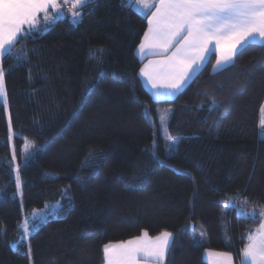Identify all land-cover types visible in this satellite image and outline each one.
<instances>
[{
    "label": "trees",
    "instance_id": "16d2710c",
    "mask_svg": "<svg viewBox=\"0 0 264 264\" xmlns=\"http://www.w3.org/2000/svg\"><path fill=\"white\" fill-rule=\"evenodd\" d=\"M71 1L51 23L39 15L0 58V264H30L29 245L32 264H105L106 244L145 232L172 234L163 264H207V250L241 264L264 210V46L215 72L211 55L174 99L157 102L135 53L148 15L134 0H91L73 24ZM166 108L171 155L158 118ZM23 138L37 149L19 170V198L11 153L20 162ZM229 200L256 219L238 218ZM55 202L57 217L18 243L23 215Z\"/></svg>",
    "mask_w": 264,
    "mask_h": 264
},
{
    "label": "snow or ice",
    "instance_id": "6c2138e0",
    "mask_svg": "<svg viewBox=\"0 0 264 264\" xmlns=\"http://www.w3.org/2000/svg\"><path fill=\"white\" fill-rule=\"evenodd\" d=\"M90 2L91 0H73V8L77 9L73 12L74 21L81 15L79 9ZM136 4L149 11L155 7L150 16H147V11L133 9L138 14L147 16L149 24L139 51L144 52L147 47L158 50L153 52L155 55H164L170 49H175L171 55H166L164 60L155 62L154 68L145 66L140 69L141 75L145 76L156 90L153 95L157 102L162 96L170 97L180 92L196 69L208 58V54L212 52L210 45L213 43L216 54L214 71L234 65L235 57L245 47L254 44L264 46V0H158V3L136 0ZM49 6L56 14L48 15ZM40 12L45 13L48 23L55 21L59 16L57 0H0V57L11 51L22 31V25L27 23L32 28L36 26L34 22ZM3 78L4 71L0 68V95L4 94ZM261 126L264 127V120H261ZM168 140L170 144L166 147L171 155L175 151V142L171 137H168ZM20 184L18 175V190ZM226 207L237 208L238 218L256 219L255 210L242 211L231 200ZM259 216L260 227L249 235V243L242 250L241 264H264V210ZM44 219V216L34 214L33 226L38 230ZM30 234L31 228L25 223L23 236L18 243L22 244ZM144 236H147L146 232ZM171 241L172 234L162 232L150 245H146L142 238L120 244H106L105 264H136L142 252L155 257L158 262L162 261ZM28 258L31 264L30 245Z\"/></svg>",
    "mask_w": 264,
    "mask_h": 264
},
{
    "label": "crops",
    "instance_id": "0c3cea01",
    "mask_svg": "<svg viewBox=\"0 0 264 264\" xmlns=\"http://www.w3.org/2000/svg\"><path fill=\"white\" fill-rule=\"evenodd\" d=\"M64 0H57V7L59 6V3L60 2H63ZM66 1V0H65ZM153 2H156L158 3V0H149V3H153ZM133 8L134 9H137L139 8L140 10L142 11H147V15L150 16L151 15V12L152 11H155V7H152L151 10H147V9H144L142 5H137L136 4V0L133 1ZM50 9H52L51 6H49L48 8V13H50ZM53 10V9H52ZM54 13V10L51 12V15H53ZM45 15L44 12H40L37 14V17H36V20L39 21V15ZM35 23V22H34ZM22 27V30L23 29H26V28H32L31 25L30 26H26V25H23L21 26ZM148 27H149V24H148V19H147V28H146V31L148 30ZM145 31V32H146ZM20 34V33H19ZM18 34V35H19ZM144 39V36L142 37V40ZM141 40V41H142ZM141 41L140 43L138 44V46L136 47V50H135V53H136V56L144 61L143 65L141 68H144L145 66H149V69H152L155 67V62H158V61H161V60H164L165 59V56L166 55H171L172 51H174L175 49L172 48L168 51V53L164 54V55H155L153 54V52L155 51H158V50H155V49H151V48H145L144 52H140L139 51V46L141 44ZM210 47L212 48V52L210 54H208V58L205 60V62L199 67L196 69V71L192 74V78L189 79V81L184 85V87L180 90V92L194 79V77L200 72V70L206 65V63L208 62L209 58L211 55H214V63L213 65L216 63V54H215V45L214 43L212 45H210ZM1 58V57H0ZM140 68V69H141ZM212 71H214L213 69V66H212ZM139 77H140V80H141V83L144 87V89L146 90V92L151 96V98L154 100V101H157L155 98H154V92L156 90H154L151 86V84L147 81V78L145 76H142L140 71H139ZM161 91H164V90H161ZM179 92V93H180ZM179 93H177L176 95L174 96H170V97H164L162 96L159 101H166V100H172L174 99ZM264 105V104H263ZM263 105H262V108H261V111H260V114L262 112V109H263ZM261 126V122H260V117H259V128ZM139 238H142L143 242L146 244V245H150L152 244L155 239H150L148 238L147 236H144L142 235L141 237ZM134 239H137V238H134ZM249 243V242H248ZM165 259V258H164ZM163 259V260H164ZM204 259L206 261L207 264H234V258L231 254L229 253H223V252H214V251H205L204 252ZM162 261H157L155 259V257H152L150 255H148L146 252H142L139 254L138 258H137V262L136 264H163Z\"/></svg>",
    "mask_w": 264,
    "mask_h": 264
},
{
    "label": "rangeland",
    "instance_id": "374dc122",
    "mask_svg": "<svg viewBox=\"0 0 264 264\" xmlns=\"http://www.w3.org/2000/svg\"><path fill=\"white\" fill-rule=\"evenodd\" d=\"M67 16L73 24H77L79 22L77 20H75V21L73 20V12L71 14H68ZM38 24H39L38 20H35L36 26L34 28H36L38 26ZM24 25L30 26L27 23ZM30 29H33V28H30ZM4 102H5V93L3 95H0V104H3ZM263 109H264V105H263ZM170 112H171V109H168V108L161 109L158 112L160 133H161V136L163 137V139L166 141V146H168L170 144L168 137H171L172 141L175 142L174 148H176L177 141L170 135V132L168 130V122H169V118H170V116H169ZM261 120H264V111H262L260 114V122H261ZM259 136L261 138H264V127H262V126H260V128H259ZM23 139H24V145L22 148V156H21L20 162L17 160L16 157H15V159H13V157L15 156L13 148H12V153H11L12 164H13V168L15 171L16 188H17V176L19 175V170L29 161V159L33 156L34 152L37 149L35 143L30 141L29 139H26V138H23ZM11 147H12V145H11ZM166 153L168 155V152H166ZM20 188H21V184H20ZM20 188H19V190L17 189V194H18L19 198H21ZM61 208H62L61 202L45 203L43 208L34 210L30 215H23L22 221L18 227V231H19L20 236L21 237L23 236V226L25 225V223H27L30 226L31 234L37 230V227L33 226L34 225V214L42 215L45 217V219L39 224V226H41L42 224L47 222L49 219L56 218L58 215V212L61 210ZM48 213H51V214H48ZM39 226H38V228H39ZM31 234H30V236H31ZM28 239L25 240L24 243L27 244ZM131 240H135V239H131ZM120 243H125V242H118V243H111V244H120ZM103 252H104V248H103ZM27 254H28V249H27ZM31 264H32V260H31Z\"/></svg>",
    "mask_w": 264,
    "mask_h": 264
},
{
    "label": "built area",
    "instance_id": "2783aa9c",
    "mask_svg": "<svg viewBox=\"0 0 264 264\" xmlns=\"http://www.w3.org/2000/svg\"><path fill=\"white\" fill-rule=\"evenodd\" d=\"M71 4H73V1H71ZM66 7L68 8V7H69V5H66Z\"/></svg>",
    "mask_w": 264,
    "mask_h": 264
}]
</instances>
